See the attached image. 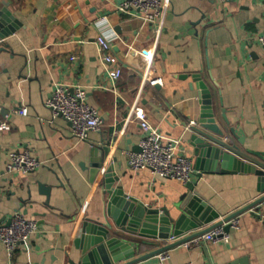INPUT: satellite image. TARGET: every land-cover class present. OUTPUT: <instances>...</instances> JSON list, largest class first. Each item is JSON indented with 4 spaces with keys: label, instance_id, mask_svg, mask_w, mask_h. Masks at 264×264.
Returning <instances> with one entry per match:
<instances>
[{
    "label": "crops",
    "instance_id": "0c3cea01",
    "mask_svg": "<svg viewBox=\"0 0 264 264\" xmlns=\"http://www.w3.org/2000/svg\"><path fill=\"white\" fill-rule=\"evenodd\" d=\"M118 3L0 0V10L6 8L18 25L0 38V173L14 150H28L42 161L36 172L0 178V224L9 223L17 211L38 223L28 242L14 252L0 243V264H66L68 256L78 254L74 241L82 221L103 215L107 208L103 170L90 181L93 148L109 147L103 169L114 167L126 193L147 205L174 210L186 183L157 177L149 168L136 172L128 165L126 151H138L142 134L136 108L145 111L164 140H180L179 153L195 167L191 181L222 215L261 195L254 173L198 170L187 138L200 112V89L193 77L200 74L212 91L227 140L264 162V50L257 41L264 33V0H165L155 24L120 13ZM101 34L110 38L111 53L122 69L116 81L99 56L96 38ZM137 51L145 56L136 58ZM159 75L163 84L151 85L149 79ZM62 86L84 88L89 104L104 119L87 141L75 140L70 122L54 118L45 105ZM21 106L28 107V115L17 113ZM3 121L7 129L1 128ZM40 183L51 187L49 196L40 191ZM262 216L264 202L238 215L239 227L230 229L228 242L196 245L188 240L168 249L166 264L236 259L264 264ZM187 235L142 244L138 255ZM134 264L159 261L154 255Z\"/></svg>",
    "mask_w": 264,
    "mask_h": 264
},
{
    "label": "water",
    "instance_id": "95a60500",
    "mask_svg": "<svg viewBox=\"0 0 264 264\" xmlns=\"http://www.w3.org/2000/svg\"><path fill=\"white\" fill-rule=\"evenodd\" d=\"M15 21L16 19H9L6 8L0 10V38L16 30L18 25ZM193 77L200 89V112L196 122L188 127L187 140L196 157L197 169L218 173H254L261 195L233 213L222 215L197 188L198 183L189 181L185 184L179 200L174 202L173 211L166 205H147L126 193L123 185L119 183L120 176L112 165L103 169L109 147L93 148L89 165L90 181L93 182L100 170H103L101 185L107 197V208L103 215L96 218L86 217L82 221L74 241L79 252L74 257L68 256L66 264H134L205 234L264 202V162L227 140L225 129L217 121L211 89L201 79L200 74ZM222 117L228 123L225 110H222ZM231 132L235 134L233 128ZM197 176L201 177L202 172ZM50 189V186L40 183V191L47 196ZM224 228L229 232L230 223ZM186 233L187 236L173 243L138 255L142 244L167 240L171 234L182 236ZM224 264L250 263L236 259Z\"/></svg>",
    "mask_w": 264,
    "mask_h": 264
},
{
    "label": "built area",
    "instance_id": "2783aa9c",
    "mask_svg": "<svg viewBox=\"0 0 264 264\" xmlns=\"http://www.w3.org/2000/svg\"><path fill=\"white\" fill-rule=\"evenodd\" d=\"M230 1V0H224ZM165 9V0H119L117 10L126 15L141 18L144 23L155 24L162 17ZM264 50V33L257 38ZM99 56L102 63L108 67L111 78L116 81L122 74V69L118 66V58L111 53L112 43L108 36L101 34L96 38ZM136 58L141 57L143 52L137 51ZM145 56V55H144ZM71 60L74 56L70 57ZM162 76H154L149 79L153 86L163 84ZM53 114V117L63 116L71 124L72 136L77 141H87L91 131L100 130L104 119L98 109L87 100V91L82 87H58L53 90L45 101ZM2 107L0 106V111ZM17 113L21 116L28 115V107L21 106ZM7 118V115L5 116ZM135 117L140 121L142 134L139 142L140 150H127L128 165L131 170L139 171L149 168L152 173L160 178L178 179L187 183L192 180L195 174V167L192 160L180 154V140L166 139L147 118L142 108H136ZM7 121L1 123V128L7 129ZM42 165L39 158L32 156L28 150L11 151L3 174H13L16 172L33 173ZM264 219V216H262ZM230 223L231 228L239 227V217H234L225 224L218 226L211 231L197 236L190 240L196 245L210 241L228 242L230 234L224 226ZM38 228L35 220L27 219L21 211L15 212L7 224H0V243L12 253L19 246L27 243L31 235ZM230 228V229H231ZM188 243V242H187ZM188 245V244H187ZM159 264H166L170 254L168 250L157 254Z\"/></svg>",
    "mask_w": 264,
    "mask_h": 264
}]
</instances>
